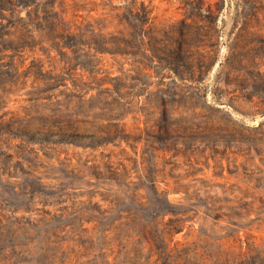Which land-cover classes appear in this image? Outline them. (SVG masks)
I'll use <instances>...</instances> for the list:
<instances>
[{
    "label": "rangeland",
    "instance_id": "obj_1",
    "mask_svg": "<svg viewBox=\"0 0 264 264\" xmlns=\"http://www.w3.org/2000/svg\"><path fill=\"white\" fill-rule=\"evenodd\" d=\"M40 1L113 41L0 50V264H264V0Z\"/></svg>",
    "mask_w": 264,
    "mask_h": 264
},
{
    "label": "trees",
    "instance_id": "obj_2",
    "mask_svg": "<svg viewBox=\"0 0 264 264\" xmlns=\"http://www.w3.org/2000/svg\"><path fill=\"white\" fill-rule=\"evenodd\" d=\"M40 3V0H0V46H2L0 50L11 46L8 44L30 43L35 40L37 33L40 37L45 34L59 44L61 42H70L72 45L78 42L87 43L91 39L92 42L105 45L113 41L111 32H105L103 27L97 28L89 23L79 22L75 17L78 15L77 13L72 14L74 18L63 21L64 13L55 11V5L46 2L41 9ZM23 9H26V16L21 15ZM154 190L157 191V188ZM166 199V205L162 209L164 213H176L168 196ZM169 219L180 221L183 218L170 217ZM85 222H95L93 227H97L98 223H101V219L84 218L80 221V226L82 227ZM181 228L175 225L168 227L167 230L173 234Z\"/></svg>",
    "mask_w": 264,
    "mask_h": 264
}]
</instances>
